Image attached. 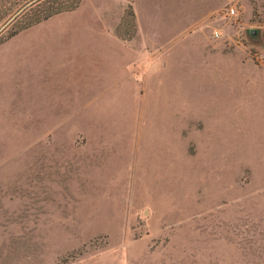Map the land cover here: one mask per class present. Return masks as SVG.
Listing matches in <instances>:
<instances>
[{"label": "rangeland", "instance_id": "1", "mask_svg": "<svg viewBox=\"0 0 264 264\" xmlns=\"http://www.w3.org/2000/svg\"><path fill=\"white\" fill-rule=\"evenodd\" d=\"M16 2L0 264H264V0Z\"/></svg>", "mask_w": 264, "mask_h": 264}, {"label": "trees", "instance_id": "2", "mask_svg": "<svg viewBox=\"0 0 264 264\" xmlns=\"http://www.w3.org/2000/svg\"><path fill=\"white\" fill-rule=\"evenodd\" d=\"M78 2L79 0H17L15 6L10 7L8 12L2 11V15L5 13L9 15L11 24H16L15 28L6 34L5 38L54 14L74 9ZM129 16L133 25L134 15L132 11H130ZM117 34L122 38L132 36V34L125 35L120 32Z\"/></svg>", "mask_w": 264, "mask_h": 264}, {"label": "water", "instance_id": "3", "mask_svg": "<svg viewBox=\"0 0 264 264\" xmlns=\"http://www.w3.org/2000/svg\"><path fill=\"white\" fill-rule=\"evenodd\" d=\"M256 29L255 28H249V33L250 34H255L256 33Z\"/></svg>", "mask_w": 264, "mask_h": 264}, {"label": "built area", "instance_id": "4", "mask_svg": "<svg viewBox=\"0 0 264 264\" xmlns=\"http://www.w3.org/2000/svg\"><path fill=\"white\" fill-rule=\"evenodd\" d=\"M231 11H234V9H233V8H231Z\"/></svg>", "mask_w": 264, "mask_h": 264}]
</instances>
